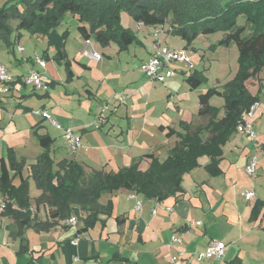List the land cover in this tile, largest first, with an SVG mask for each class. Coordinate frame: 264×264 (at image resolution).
<instances>
[{"label":"crops","instance_id":"1","mask_svg":"<svg viewBox=\"0 0 264 264\" xmlns=\"http://www.w3.org/2000/svg\"><path fill=\"white\" fill-rule=\"evenodd\" d=\"M5 1L7 0H0V4ZM155 27L153 35L156 29H161L164 33V25ZM141 28L144 29L143 26ZM26 31L21 30L22 36L19 40L16 38L14 47L0 41V63L6 65L4 62L7 60L9 64L6 68L12 77V80L0 82V109L5 114L0 116V160L4 158L9 164V154L12 153L17 161L25 162L23 170L29 181L28 196L31 205L29 213L21 217L13 210L24 209L11 199L12 210L7 211L6 201L9 202L10 199L0 195V199L5 202V209L0 213V264H223V261L217 258L198 260L195 256L212 239L227 243L224 260L228 263L233 261L234 264H264V207L258 218H252L256 201L264 202V92L258 93V101H261L262 105L252 119L255 131L260 129L258 136L253 139L236 130L223 147L224 152L219 163L220 173H212L207 167L209 156H201L200 165L184 175L182 191L164 200H158L160 206L155 212L151 208L157 200L147 199L135 190L120 188L105 193L100 198V202L104 204L112 200L111 214H100L95 223L89 226L85 221L87 211L79 204L73 203L70 207V217H76L77 222L69 224L68 218L52 214L55 209L53 204L40 200L43 190L37 185L30 170V164L46 150L38 135L51 138L50 155L56 162L64 158L75 159L82 163L89 173L93 169L114 171L110 166L113 160H121L123 164L118 166L115 170L117 171L147 153H154L161 160L165 159L158 153L155 141H158V137L164 139L159 142L166 152V145H174L179 137L176 134L167 136L163 130H181V121L193 122L200 116L197 111L190 121L183 116V110L178 108L180 116L171 124H167L166 120L155 122L156 134L150 136L147 122L153 100L148 94H141L140 89L153 80L146 76L147 79L142 85L134 88L131 85L132 80H125L131 74L129 64L123 68H111L110 71L115 76L110 78L108 73V77L106 71L112 66V61L120 64L119 59H101L98 67H92L94 65L91 62L97 64L96 60L84 55L85 59L81 61L85 41L79 40L78 51L74 56L70 55L67 43L69 72L63 62L56 60L65 69L66 76L62 80L67 86L65 96L78 93L81 97L90 99L99 97V104L110 100L108 98L113 95L115 97V93L123 90L127 91L128 96L125 102L118 104L117 111L106 112V120L98 128L93 125V120L84 121L83 115L82 118H76L64 105L56 104L50 90V87H56V80L43 78L50 83L47 91L36 90L25 80V72L29 68L38 69V64L32 57L35 51L28 53L24 45L23 51L17 48V44L25 38ZM32 36L38 38L42 35ZM144 37L139 39L146 45V36ZM42 38L47 45V37ZM157 43L159 42L154 35L153 44L148 47V55L153 52ZM93 45L97 49L95 43ZM44 50L51 56L56 53L53 46L48 45ZM131 60L134 61L135 58ZM145 61L146 59L142 58L140 65ZM178 62L181 63L179 60L176 64ZM23 66L25 68L21 70ZM94 72H97V75ZM142 74L145 75L143 71ZM168 79L170 81L165 87L172 95L174 80L172 76ZM165 81L167 79L163 82ZM34 96L45 98L47 102L44 99L36 106L33 104ZM90 104L91 110L94 111L92 103ZM197 105L199 110L200 103ZM36 110L49 113L62 128L55 126L50 118L44 117ZM94 112L96 113V110ZM67 128L79 131L81 140L85 141L81 158H78L76 153L66 154L64 151L67 142L64 133ZM154 136L156 140L152 141ZM253 156L257 159L256 170L253 174L246 175V166ZM149 163L150 159L144 158L140 167L146 169ZM14 183L20 185L19 176L15 178ZM253 185L254 188H251ZM248 189L255 192L250 199L243 194ZM139 200H142L140 208L137 207ZM214 209H220L221 212L218 231L213 228L216 223L211 220ZM196 221L201 223L197 224ZM173 234L181 235L183 242L171 243ZM74 240L78 242L74 243ZM176 255L178 259L173 260Z\"/></svg>","mask_w":264,"mask_h":264},{"label":"trees","instance_id":"2","mask_svg":"<svg viewBox=\"0 0 264 264\" xmlns=\"http://www.w3.org/2000/svg\"><path fill=\"white\" fill-rule=\"evenodd\" d=\"M123 7L131 11L137 22L152 25H164L169 12L173 11L175 19L172 21L175 23L172 30L189 42L198 31H190L187 24H196L202 17L214 16L206 19L210 25L204 26L203 31L228 27L230 30L224 41L237 44L241 69L237 77L229 81L226 90L213 87L199 95L198 114L207 119L205 123L181 121V130L169 128L167 135L176 134L179 140L168 149L163 160L154 153H147L117 171L93 169L87 173L84 165L75 159L54 161L50 155L51 138L38 135L46 150L30 164V170L43 190L40 200L55 206L53 215L66 218L70 217L71 205L79 204L88 213L85 221L89 226L100 214L112 213V200L105 204L100 202L105 193L127 188L147 199L164 200L182 191L184 175L199 166V158L204 155L210 158L208 169L212 173H220L223 147L236 132L243 114L260 99L258 93L249 91L246 82L260 75L264 69V0H7L0 6V41L14 47L23 29L44 35L48 45L56 49L54 58L63 62L69 72L70 60L65 46L69 30H58L64 14L70 11L88 21L90 34L94 33L99 41L109 43L116 40L121 48H126L135 40L141 41L133 30L120 23ZM240 14L246 16V25L237 24ZM11 18L19 20L17 28L10 24ZM247 26L251 29L249 33H245ZM45 56L48 58L47 50ZM186 80L190 88L195 89L202 83L203 76L195 70L186 76ZM215 93L226 98L223 115L220 108L210 103ZM144 158L150 159L146 169L140 167ZM24 166L25 162L17 161L12 153L9 154V164L4 158L0 160V195L10 199L6 201L7 211L12 210L11 199L24 209L13 210L21 217L26 216L31 207ZM18 176L21 183L15 185L14 180ZM263 207L264 202L257 200L252 210L253 219L258 218Z\"/></svg>","mask_w":264,"mask_h":264},{"label":"rangeland","instance_id":"3","mask_svg":"<svg viewBox=\"0 0 264 264\" xmlns=\"http://www.w3.org/2000/svg\"><path fill=\"white\" fill-rule=\"evenodd\" d=\"M2 4L3 2L0 4V6ZM168 15L169 16L167 17L166 22L164 23V27L162 28L165 30V31L163 30L164 33H162L161 35L162 43L163 45L171 46L174 48L185 49L188 55L187 58L188 61L181 60V63L178 62V64H176V61L173 62L172 66L176 71L175 74L172 75L174 80V84H172V88H171L172 89L171 91H173L172 95H170V92L167 91L168 88L165 87V84H167L170 81L168 77L166 78L167 79V81H165L166 83L163 81L153 80L155 82L150 81L145 88L140 89L141 94H145V95L148 94V96H150L151 99L153 100V102L151 103L152 105L151 113L148 116V122H147V128L151 132L150 136L156 134L157 130L154 127L155 122H162L161 120H166L165 122L167 124L168 123L171 124L173 120H175L178 116H180L177 112L178 108H181L183 110V116H185V118H188L191 121L194 116L193 114L198 111L197 104L199 103L200 100L199 95L201 93H205L209 88H213V87H217L221 91L226 90L228 88L229 81L236 78L241 69V62H240L239 50L237 44L235 42L226 43L224 41L230 29L228 27H216L213 31L210 32L203 31L204 26L210 25V23L207 22L206 19H208V17L209 19L213 18L214 16L202 17L201 20H199V22H197L196 24H189V23L187 24L189 26L190 31L191 30L198 31L195 33V36L189 42L188 39L182 36V34L172 30L171 28L172 24L175 23V21L174 22L172 21L175 19V13L173 11H170ZM120 16H121L120 23L123 26L133 30L139 38L142 37L144 39L145 38L144 35L146 36V40H145L146 45H143L138 40L133 41L126 48H121L120 44L116 40H111L109 43H103L96 38L94 33L90 34L88 21H86L83 18L77 17L74 13L70 11L64 14L59 24L58 30L59 32L69 30V35L67 36L65 46L67 50V43H68V49L70 55L74 56L75 54H77L78 51L77 49L79 46L78 41L79 40L85 41V39H87L88 37L91 40H93V43H95V46L98 49V50L96 49V51L102 54L103 60L104 59L109 60L110 58L119 59L120 64H117L116 61L114 60L112 61V66L108 69V72L106 71L107 76L108 73L110 74V78H113L115 76L110 71L111 68H120V67L123 68L124 65L129 64L128 67L131 70V74L127 76L125 80L126 79H128L127 81L132 80L131 85L134 88H138L147 79L146 78L147 75L142 74L140 62L142 58L146 59L145 62H147L150 57V55H148L149 54L148 47L149 45L153 44V40H154L153 32L156 27L155 25L145 24V23H143L142 25H138L131 11L124 7L121 8ZM18 22L19 20L17 18H11L10 20V24L15 28H17ZM246 23H247L246 16H244L243 14L238 15L237 24L246 25ZM158 25H163V24L160 23ZM142 26L144 27V29L141 28ZM147 29L149 30L147 31ZM250 31H251L250 27L247 26L245 33H249ZM42 36H39L37 38L36 36H32V33L26 31L25 38L22 40V42H20V45L22 46L24 45L25 48L27 47L28 53H32L35 51L32 57L38 54L39 56H42L46 60V65L48 64L47 67L46 65L42 66L41 63L39 62H35V63L38 64V70L40 69L43 78L57 81L56 87H54V89H52L53 87H50L51 94L53 98H55L56 104L64 105L68 110V112L73 113L74 117L76 118L78 116L82 118L81 115H83L84 121L87 120L89 122V120L91 121L93 120L92 121L93 125L94 126L96 125L95 127L98 128L100 125L99 115L102 113V107L105 101H102L101 104H99L100 103L99 97H94L90 99L87 97H81L78 93H71L69 97L65 96L64 93L67 89V86L65 85V82L62 81L65 79L64 77L66 76L64 66H60L57 63L53 54L51 56L50 54L47 53L48 58L45 55H42L45 53L44 49L48 46V41L46 45L45 40L42 38ZM120 52L121 54H118ZM134 52L136 53V55L133 56ZM84 55L85 53L83 52L81 56L83 60L81 61H84L85 59L83 57ZM132 58L133 59L135 58V60L134 61L131 60ZM188 62H190V64H188ZM4 63L7 65L5 66L8 67L9 63H7V60ZM96 63L97 64H95V62H91V64L94 65L92 67H98L99 60ZM80 66L82 67L83 65L80 64ZM24 68L25 66H23L21 70H23ZM26 70H28V66L26 67ZM195 70H198L200 71V73H202L203 81L197 88L191 89L187 80H185V76H187L191 72H194ZM27 72H25V74H27ZM94 74L97 75V72H94ZM259 74L260 75L255 76L246 82L249 91L252 92L253 94L264 92V82H263L264 69ZM130 77H133L134 80L130 79ZM29 84L31 85L32 88L35 89L33 82H29ZM131 88L132 87H130L129 89ZM123 92L127 93V91L124 90ZM44 99L45 98H40L39 96H34L33 104L36 106L40 105V103L43 102L42 100ZM108 99H110V107H111L112 101H115L116 99L114 95ZM44 101L47 102V99H45ZM225 102H226L225 96L219 93L213 94L210 99V103L212 105L220 108L221 115L224 114ZM90 103H92L94 111L96 110V113L91 110ZM1 111L2 110L0 109V116L5 115ZM206 121H207L206 118L200 117L199 119H195L193 123H201V122L205 123ZM117 130H119V128ZM163 131L167 135L169 129L165 128ZM259 131L260 129L257 128L256 133H258ZM64 135L67 141L66 147L64 148L65 153L66 152H67L66 154L76 153L77 157L81 158V151H83L85 141H82L83 143L80 148L73 150V148L70 146L68 142L66 133H64ZM173 139L176 140V138ZM151 140L152 141L156 140V136L151 138ZM163 140L164 139L158 137V141H155L154 144L155 146L157 144L158 153L163 158H166L168 154L167 153L168 148L170 149V147H172L173 145H169L168 143L166 145L167 151L165 152L163 151L164 148L160 147L161 144L159 142ZM121 164H123L121 160H113V164L110 166L112 169L116 170L118 166ZM245 174L250 175L246 171ZM251 188H254V185ZM248 190H253V189H248ZM220 216H221L220 209H214L213 214L211 216V220L216 223L215 227L213 225V228H215V230L217 231L220 230V226L218 225Z\"/></svg>","mask_w":264,"mask_h":264},{"label":"built area","instance_id":"4","mask_svg":"<svg viewBox=\"0 0 264 264\" xmlns=\"http://www.w3.org/2000/svg\"><path fill=\"white\" fill-rule=\"evenodd\" d=\"M160 33H162L161 29L155 30V37L156 40H158L159 43H157L156 48L153 50V52L150 54V57L147 62L141 64V69L144 72L145 75H147L152 80H158V81H164L167 77H170L175 74V69L173 68V62L174 61H188V55L185 51V49H178L174 47H170L167 45L161 44L160 39ZM17 48L21 51L24 50V46L18 44ZM87 57L93 60H101L102 54L98 51H96L93 42L90 38H87L85 40V45L82 50ZM34 62L41 63L42 66L46 65V60L42 57L36 54L33 57ZM12 80L11 75L8 73L7 68L4 64L0 63V82L9 81ZM25 80L27 82H33L34 87L36 90L41 91H47L49 88L48 83L43 79L41 72L36 69V67L30 68V70L25 75ZM128 96V93L125 92H119L115 94V101H112L111 107H110V100H107L104 102L102 107V113L99 115V121L100 124L103 123L106 120V112L108 110L117 111V106L121 102H125L126 98ZM262 105L261 101H256L254 104L251 105V107L243 114L242 116V122L238 125L237 131L244 133L246 135L251 136L252 138L257 137V133L254 129V124L252 118L256 115L258 112L260 106ZM37 113L42 114L46 118H50L55 126L58 128H62V125L55 121L53 117L47 113L44 110H36ZM66 137L68 139V142L70 146L73 148V150H76L82 146V140L81 136L79 134V131H76L72 128H67L65 130ZM256 164L257 159L256 156H253L249 163L246 166V172L249 174H253L256 170ZM247 199L252 198L255 195V192L253 190H247L243 193ZM142 205V200L138 201L137 207L140 208ZM160 206L159 201H155L152 204V211L155 212L156 209ZM5 208V202L0 199V213ZM67 222L69 224H76L77 218L74 216H71L67 219ZM192 222V221H191ZM197 224H200L201 221H196ZM78 240H74V243H77ZM174 242H183V238L181 235L173 234L171 237V243ZM227 243L223 240L219 239H212L208 245L201 251L197 252L195 254L196 258L198 260H204V259H210V258H217L222 260L223 264H227L225 259L226 251H227ZM173 260H177L178 256H173Z\"/></svg>","mask_w":264,"mask_h":264}]
</instances>
